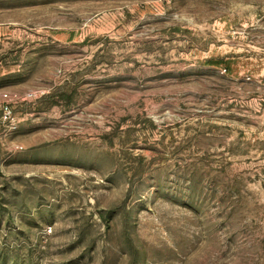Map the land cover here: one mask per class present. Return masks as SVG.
I'll return each mask as SVG.
<instances>
[{"label":"rangeland","instance_id":"1","mask_svg":"<svg viewBox=\"0 0 264 264\" xmlns=\"http://www.w3.org/2000/svg\"><path fill=\"white\" fill-rule=\"evenodd\" d=\"M0 264H264V0H0Z\"/></svg>","mask_w":264,"mask_h":264}]
</instances>
